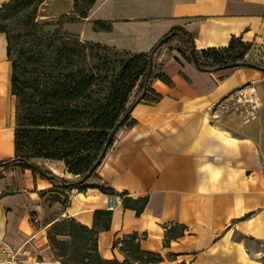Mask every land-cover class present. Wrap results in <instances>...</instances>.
Wrapping results in <instances>:
<instances>
[{"label": "crops", "instance_id": "crops-1", "mask_svg": "<svg viewBox=\"0 0 264 264\" xmlns=\"http://www.w3.org/2000/svg\"><path fill=\"white\" fill-rule=\"evenodd\" d=\"M88 19L111 27L91 30L90 40L133 54L149 52L175 27L197 50L239 38L249 47L243 62L264 69V0H95ZM170 47L154 57L171 85L151 81L150 100L131 105L134 124L118 131L95 171L117 193L146 199L144 208L137 213L95 187H53L14 167L0 174V247L19 249L21 264H60L51 226L69 218L92 228L97 211L111 213L97 236L103 260L122 262L113 244L136 234L141 251L161 258L149 264H264V73L201 72ZM6 48L0 34V163L16 155ZM37 166L76 179L61 162Z\"/></svg>", "mask_w": 264, "mask_h": 264}, {"label": "trees", "instance_id": "trees-1", "mask_svg": "<svg viewBox=\"0 0 264 264\" xmlns=\"http://www.w3.org/2000/svg\"><path fill=\"white\" fill-rule=\"evenodd\" d=\"M92 1L94 2V0H90V2ZM42 2L43 0H7L0 7V34L6 36V53L11 64V94L19 100V105H24L28 100L22 88L19 70L23 65L37 67L38 61L30 52L19 51L17 53L14 46L20 39L33 37L32 31L25 33L28 30V25H34L33 16ZM80 18L85 19L86 15L81 14ZM12 27H20L21 31L14 36L10 35L9 30L13 29ZM93 27L95 30L106 32L111 28L110 23L102 21L93 22ZM158 44H160L159 48H157ZM172 44L179 45L178 52L187 62H192L190 53H194L196 58L194 67L205 73H213L220 67L243 62L249 51V47L239 38H232L226 48L197 50L192 37L183 28H172L151 49L147 58L146 71L140 78L135 100H150L146 93L152 79L171 85V81L161 73L153 78L147 77V69L152 52L155 53L156 50L170 47ZM144 55L143 53L138 54L132 59V62L141 60ZM128 72L130 70L124 66L119 74L120 80L116 81L113 90L107 94L99 84L100 76H95L75 64L71 66L70 73L64 77L65 80L54 82L52 85L45 84L47 94L43 95V92H39V100L44 102L41 106L44 107V113L28 124L39 128L36 141L32 145V154H19V150L24 146L26 140L25 131L22 128L25 121L17 113V128L14 131L16 155L13 159L0 163V174L8 175L14 167H18L39 173L47 178L53 187L66 190L83 187L99 188L108 196L124 198L123 205L134 208L139 213L144 208L146 199L132 200L126 197L127 193H117L101 180L95 171L89 179L81 182L96 162L111 130L129 112L131 105L135 102L126 107L129 94L135 88L134 81L128 84L129 81L126 80ZM35 83L38 92V89H41V84ZM32 99H34L33 96H29V100ZM132 124L134 121L130 118L129 113L122 127H129ZM37 159L63 163L67 172L76 179L67 180L54 175L37 166L33 162ZM66 200L67 196L65 195ZM110 217L109 211L95 212L92 228L82 226L69 218L54 223L48 233V242L55 259L60 264H149L161 261L158 254L140 250L139 238L136 234L126 236L113 244V249L120 245V251L124 255L122 262L103 260L97 251V236L100 230H106L109 227ZM98 220L102 221L98 223ZM32 222L37 225L35 219H32ZM58 237H64L66 240L61 241Z\"/></svg>", "mask_w": 264, "mask_h": 264}, {"label": "rangeland", "instance_id": "rangeland-1", "mask_svg": "<svg viewBox=\"0 0 264 264\" xmlns=\"http://www.w3.org/2000/svg\"><path fill=\"white\" fill-rule=\"evenodd\" d=\"M94 3L95 0L94 2H90V0H43L33 16L34 25H28V30L25 33L32 31L33 37L20 39L14 46L17 53L19 51L30 52L38 61L37 67L23 65L19 70L22 88L28 99L26 103L19 105V100L11 94L14 131L17 128V113L25 121L22 128L25 131L26 141L19 150L21 155L32 154V145L35 143L36 134L39 131L38 127L28 125L34 118L36 119L44 113V107H41L44 102L39 100V92H43V95L47 94L45 84L52 85L54 82L65 80L64 77L70 73V68L74 64L86 69L95 76H100L98 78L100 80L99 84L105 89V94L113 90L116 81L120 80L119 74L122 68L127 66V70H130V72L126 73V80L129 81L128 84L134 81L135 88L129 94L126 107L134 101H138L135 100V95L140 78L146 71L147 58L151 50L143 53L145 55L141 60L132 62V59L138 56L139 53L133 54L90 40L91 30L101 31L95 30L93 27L95 21L91 22L88 19ZM81 14H85L86 18H80ZM12 28L9 30L10 35L14 36L21 31L20 27ZM170 48L178 51L179 45L172 44ZM156 53L157 50L152 60L153 66L150 74L152 78L160 73V63L155 62L156 58L154 56ZM13 56H16L15 53ZM35 82L41 84V89H38V92L35 88ZM29 96H33L34 99L29 100ZM33 162L37 165V163L49 162V160L37 159Z\"/></svg>", "mask_w": 264, "mask_h": 264}, {"label": "water", "instance_id": "water-1", "mask_svg": "<svg viewBox=\"0 0 264 264\" xmlns=\"http://www.w3.org/2000/svg\"><path fill=\"white\" fill-rule=\"evenodd\" d=\"M160 44L157 45V48H159ZM153 54L154 52H152L151 57H150V62H149V68H148V72H147V77H150L151 71H152V66H153ZM190 57L192 60V63L195 64L196 63V58L194 53H190ZM243 67H247V68H252V69H256L262 73H264V69L261 67H258L256 65L253 64H249V63H245V62H240V63H235V64H229L223 67H220L217 69L216 72H223V71H228V70H233L236 68H243ZM129 114V112H127V114H125L120 120L119 122L115 125V127L111 130V132L108 135V138L106 140V143L100 153V155L98 156L96 162L93 164V166L91 167V169L89 170V172L87 173V175L83 178V181L87 180L90 178V176L93 174L94 171L97 170V168L100 166L101 162L103 161L106 153L108 152L110 145L112 143V141L114 140L116 134L118 133V131L121 129L124 120L126 119L127 115Z\"/></svg>", "mask_w": 264, "mask_h": 264}, {"label": "built area", "instance_id": "built-area-1", "mask_svg": "<svg viewBox=\"0 0 264 264\" xmlns=\"http://www.w3.org/2000/svg\"><path fill=\"white\" fill-rule=\"evenodd\" d=\"M20 257L21 253L19 249L10 246L0 247V264H21L23 261Z\"/></svg>", "mask_w": 264, "mask_h": 264}]
</instances>
